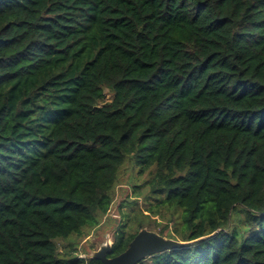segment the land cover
Wrapping results in <instances>:
<instances>
[{
	"label": "trees",
	"instance_id": "trees-1",
	"mask_svg": "<svg viewBox=\"0 0 264 264\" xmlns=\"http://www.w3.org/2000/svg\"><path fill=\"white\" fill-rule=\"evenodd\" d=\"M127 162L195 241L138 264H264V0H0V264H103Z\"/></svg>",
	"mask_w": 264,
	"mask_h": 264
},
{
	"label": "rangeland",
	"instance_id": "rangeland-1",
	"mask_svg": "<svg viewBox=\"0 0 264 264\" xmlns=\"http://www.w3.org/2000/svg\"><path fill=\"white\" fill-rule=\"evenodd\" d=\"M106 92L107 98H111L110 92ZM148 177L147 174L139 177L137 168L129 162L123 166L119 174L118 184H116L114 202L102 223L95 228H86L84 231L87 235L84 238L76 236L71 238L76 243L80 257H90L108 240L113 242L116 229L123 224H126V229L129 232L147 228L158 233L163 232V236L171 232L176 224L178 226L180 209L169 210L163 208L158 212L159 215L154 216L151 213L148 217H144L142 221L141 218L140 221L138 220L142 214H148V205L145 204L143 195H136L133 185L142 184ZM154 208L156 209V207ZM140 225H142L141 228ZM68 241L62 238L56 240L60 251L64 250Z\"/></svg>",
	"mask_w": 264,
	"mask_h": 264
},
{
	"label": "water",
	"instance_id": "water-1",
	"mask_svg": "<svg viewBox=\"0 0 264 264\" xmlns=\"http://www.w3.org/2000/svg\"><path fill=\"white\" fill-rule=\"evenodd\" d=\"M194 243L195 241L184 242L142 228L130 242L129 247L121 254L114 257L108 256L114 244V241L108 240L91 257L100 260L103 264H138L154 254Z\"/></svg>",
	"mask_w": 264,
	"mask_h": 264
}]
</instances>
